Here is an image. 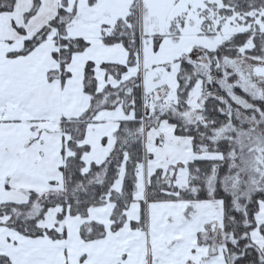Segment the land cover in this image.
Here are the masks:
<instances>
[{
  "label": "snow or ice",
  "instance_id": "1",
  "mask_svg": "<svg viewBox=\"0 0 264 264\" xmlns=\"http://www.w3.org/2000/svg\"><path fill=\"white\" fill-rule=\"evenodd\" d=\"M0 264H264V0H0Z\"/></svg>",
  "mask_w": 264,
  "mask_h": 264
}]
</instances>
